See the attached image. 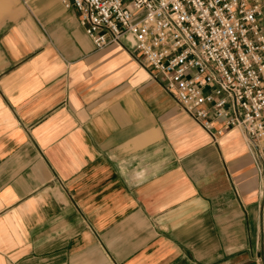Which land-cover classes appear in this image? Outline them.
Here are the masks:
<instances>
[{
  "label": "crops",
  "instance_id": "crops-1",
  "mask_svg": "<svg viewBox=\"0 0 264 264\" xmlns=\"http://www.w3.org/2000/svg\"><path fill=\"white\" fill-rule=\"evenodd\" d=\"M122 41L0 0V264H264L242 132L210 139Z\"/></svg>",
  "mask_w": 264,
  "mask_h": 264
},
{
  "label": "built area",
  "instance_id": "built-area-1",
  "mask_svg": "<svg viewBox=\"0 0 264 264\" xmlns=\"http://www.w3.org/2000/svg\"><path fill=\"white\" fill-rule=\"evenodd\" d=\"M60 1L95 49L129 38L210 139L239 128L264 174V0Z\"/></svg>",
  "mask_w": 264,
  "mask_h": 264
},
{
  "label": "rangeland",
  "instance_id": "rangeland-1",
  "mask_svg": "<svg viewBox=\"0 0 264 264\" xmlns=\"http://www.w3.org/2000/svg\"><path fill=\"white\" fill-rule=\"evenodd\" d=\"M129 39V38H128ZM129 41H130V39H129Z\"/></svg>",
  "mask_w": 264,
  "mask_h": 264
}]
</instances>
